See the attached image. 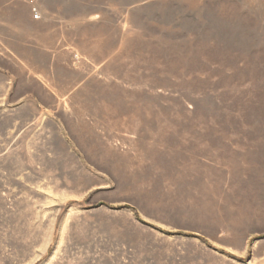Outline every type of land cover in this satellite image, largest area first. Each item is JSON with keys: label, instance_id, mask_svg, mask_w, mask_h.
<instances>
[{"label": "rangeland", "instance_id": "1", "mask_svg": "<svg viewBox=\"0 0 264 264\" xmlns=\"http://www.w3.org/2000/svg\"><path fill=\"white\" fill-rule=\"evenodd\" d=\"M0 264H264L261 9L0 0Z\"/></svg>", "mask_w": 264, "mask_h": 264}, {"label": "bare ground", "instance_id": "2", "mask_svg": "<svg viewBox=\"0 0 264 264\" xmlns=\"http://www.w3.org/2000/svg\"><path fill=\"white\" fill-rule=\"evenodd\" d=\"M236 1L241 4H249V5L258 6L264 14V0H236Z\"/></svg>", "mask_w": 264, "mask_h": 264}, {"label": "built area", "instance_id": "3", "mask_svg": "<svg viewBox=\"0 0 264 264\" xmlns=\"http://www.w3.org/2000/svg\"><path fill=\"white\" fill-rule=\"evenodd\" d=\"M33 18H34L35 20H38V19H39V15H38V13L34 12V14H33Z\"/></svg>", "mask_w": 264, "mask_h": 264}]
</instances>
